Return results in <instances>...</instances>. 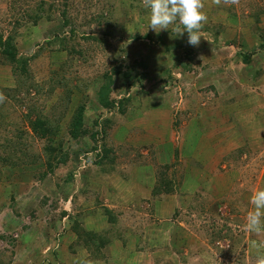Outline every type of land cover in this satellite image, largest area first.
Instances as JSON below:
<instances>
[{"label": "rangeland", "instance_id": "1", "mask_svg": "<svg viewBox=\"0 0 264 264\" xmlns=\"http://www.w3.org/2000/svg\"><path fill=\"white\" fill-rule=\"evenodd\" d=\"M40 3L48 14L52 9V19L44 17L35 23L30 16ZM65 3L70 19L74 18L76 38L71 39L69 26L59 34L66 37L63 47L57 42L48 45L59 32L55 29ZM203 4L207 18L200 36L204 43L193 46L186 40L187 33L180 36L186 40L182 54L190 52L193 58L192 69L182 72L172 67L174 50L166 52L157 39L163 35L173 42L175 36L170 37V30L157 34L149 27L143 0H0V33L15 34L18 49L25 56L40 51L29 61L26 76H32L31 87H23L27 77L19 76V92L11 67L0 64V112L7 114V123L19 120V127L29 134L22 141L27 148L19 143L8 147L5 134L11 136L14 127L4 130L0 126V153L15 161L19 149L27 150L31 157H42L44 144L23 118L32 106L48 115L56 112L54 119H61V129L55 142L70 153L67 163L52 172L43 161L2 168L0 264H78L80 244L73 247L65 237L74 233L71 227L75 220L87 230L95 222L108 225L98 233L107 232L121 244V251L128 250L129 237H137L132 253L145 248V264H255L251 245L264 241V234L247 230L246 215L252 192L264 187V46L254 34L256 24L264 31V0H203ZM97 14H103L101 23L88 25L91 15ZM243 33L247 48L240 45ZM89 35L106 42L86 39ZM74 50L84 52L88 59L72 54ZM241 50H256L254 68L241 62ZM115 65H122L124 72L132 69L135 83L128 87L115 77L118 85L112 96L117 92V98L129 97L128 110L124 115L118 110L103 114L115 119L102 140L113 149L114 162L99 166L93 153L79 151L81 146L93 150V141L88 136L75 141L68 133L69 122L81 102L87 104V122L96 118L94 106L103 110L95 100L102 84L99 76ZM168 68L173 69L169 82L164 78ZM140 71L148 75L147 82L138 78ZM155 78L157 81L149 85ZM146 85L162 95L167 105L159 116L164 132L158 134L153 131L158 119L154 123L143 108L144 98L150 95L144 93ZM22 99L24 103H20ZM65 103L69 108L62 116ZM196 104L211 111L197 112ZM218 104L223 112H214ZM198 123L202 127H197ZM195 128L204 131L191 151L190 141L198 135ZM160 146H167L169 158ZM241 147L245 153L238 152ZM159 153L162 160L171 162L161 163ZM200 163L201 169L197 167ZM163 164H174L169 175L179 190L164 195L156 208V198H142L148 193L141 192V183L154 180L156 184V168ZM138 168L149 175L142 182L136 179ZM105 209L111 210L116 221L109 222ZM219 231L222 238L216 239L213 233ZM89 253L94 258V252ZM109 257L102 254L93 262L114 264V260L107 261Z\"/></svg>", "mask_w": 264, "mask_h": 264}, {"label": "trees", "instance_id": "2", "mask_svg": "<svg viewBox=\"0 0 264 264\" xmlns=\"http://www.w3.org/2000/svg\"><path fill=\"white\" fill-rule=\"evenodd\" d=\"M51 11L52 9L49 8V14H48L47 10L40 3L30 17L35 18V23H37L38 19H42L44 17H47V19L51 20L52 19ZM61 12L62 14L57 22V24H59L58 28L55 29L56 30L55 33H57L58 31L59 32L55 34V36L50 41L47 42L48 45L53 46V44L55 45L59 43L63 47L66 44V37L60 38L59 34L60 32L64 33L66 27H69V26H72L69 29L71 39L76 38L75 36L77 35V30L76 28H74V21H73L74 18L70 19L67 3L64 4ZM96 17L95 15H91L90 23H88V25L92 24L93 22H97V21L98 23L99 22L101 23L103 14L101 15L97 14ZM258 21H259V18L257 17L256 22ZM254 27H255L254 34H257V37L263 40L262 43L264 46V31L259 27L258 24H256ZM217 31L219 30L217 29L215 31L216 35H218ZM171 36L172 35H170V37ZM244 36H245V33L239 36L241 40L240 45L244 48H247L248 42L245 41V39H243ZM87 37L89 38H86V39H94L96 41L102 40V42L103 41L106 42L104 38L103 39L98 38L96 35L94 36L89 35ZM145 37L151 39V36L149 35H146ZM174 38H175V41L173 40L172 42L170 41V39L163 37V35H157L158 41L164 44L166 52L170 53L171 51L174 50L175 56L174 58L173 57L172 58H173L175 65H173L172 67L175 69L181 68L182 72L189 71L192 69L191 63H192L193 58L191 57L190 52L187 53L186 51L185 54H182L184 52V48H183L184 43L187 39L185 40L184 38L180 36L179 37L175 36L173 37V39ZM201 38H202V35H201ZM203 42L204 41L201 40L200 43H203ZM233 42L235 44V40H233ZM57 50H60V48H58ZM255 51L256 50H253L252 52L250 51L245 52L244 50H241V52L238 53V56L240 57L241 62L244 64L246 68H252V67L254 68L253 66L254 57L252 56L254 55ZM73 53L77 55H82L85 61L86 59H88L84 52H81L79 50H74L72 54ZM39 54H40V51H38L36 54L30 57L21 54L17 46L15 34L9 33L6 36H4L3 34L0 33V64L11 67L13 74L18 79L17 92H19V76L20 77L26 76V74L29 72V61L36 58ZM64 63L62 64V72H64L66 69L65 67L66 64ZM72 63H73V60H71L70 62V65L73 68ZM122 65H117V66L115 65L111 67V70L105 71L102 75L99 76L102 84L100 85L98 91L95 93L96 94L95 100H97L98 105H100L103 110L101 111V108L94 106V108H96L95 110L97 114L96 118L93 119L92 121L87 122L85 118V111L87 108V104L85 102L83 103L81 102V104H79L75 108L74 113L71 115L70 122H69V132L68 133L73 139H75V141L82 140L83 136H88L93 141V143L95 144L94 148H92L93 150L89 149L87 146H81L79 151L82 153L89 152V151L90 153H93L96 157V160H94L95 161L94 163L99 166L104 165V164H109V163L112 164L114 162V158L111 156L113 149L109 147L106 142L102 144V140L107 136L108 129L111 127L112 124L115 123V119L107 118L103 114L108 113V112H115V110H118V112H121V114L124 115L127 113V110H128L129 97L125 96V97L117 98L115 97L117 95V92H116V95L114 96L115 98L112 96L113 93L115 92L114 91L115 87L118 85L116 84L115 77H120L121 78L120 83L122 84V82H125L128 84V87L134 85L135 83V81L133 80L134 78L132 76L133 70L128 69L127 71L124 72L122 70L123 69ZM139 65H141L143 69L146 67L143 64H139ZM172 70H173L172 68H168L165 70V73H167L168 75L165 76L164 78L167 79V82H169V80L172 77L171 76L172 75L171 73H173ZM258 71L260 70H257L256 75H258L259 77L260 73H258ZM75 72L76 70H74V73ZM26 77L27 78L23 77L24 83H23V80H21V82L23 83V87L27 86L29 88L32 85V82H30L29 77H32V76H26ZM73 77L74 79H76L78 75L76 74V76L74 75ZM134 77H137V75ZM147 77L148 75L144 73L143 71L139 72L138 78H140L142 81L147 82L148 81ZM158 78L160 79V76ZM158 78H155L154 81L153 79L150 80L148 84L149 85L151 83L153 84L155 81H157ZM147 87L149 88L148 85L144 87L145 88L144 93L149 95V93H151L152 90H150L151 88L148 90ZM28 88H26L27 89L26 93H29ZM35 89H38V88L35 87ZM24 101L25 99H22L20 100V103H24ZM62 107H63V110H61L60 113L62 116H65L69 108V103L63 104ZM55 113L56 112H54L51 115H48L45 112L38 111L36 107L33 108L32 106L30 109V112H27V114L23 115V118L28 124L30 130L32 131V134L35 135L34 137L40 139L41 142L44 144L43 145L44 153L42 157L39 155H33L31 157L26 152L27 150L20 151L19 149V157L16 158L17 161H15L11 157H9L10 155L5 156V154H3L2 152L0 153V173H2V168L5 166L13 168V167H21L23 165H36L37 163L41 161L45 162L48 171L52 172L54 171L55 167H60V165H65L67 163L70 153L68 151L66 152L63 151L64 149L63 144L61 143L59 144L55 142V138L57 137L61 129V125H60L61 119L60 118L54 119ZM6 120H8L7 114L4 112H0V126L2 127V129L4 130L9 129L10 126L14 127V133L11 136L8 135L7 133L5 134L4 140L7 146L10 147V145H8L10 143H14L15 145L19 143L17 145L27 148L28 145L22 144V141H24V139H26V136L29 135L28 132L24 128L19 127V122H18L19 120H17L16 122L10 121L9 123H7ZM194 137H196V135ZM195 142H196L195 139H191V142L189 144L190 145L189 149L191 151L196 146ZM0 147H2V145H0ZM242 148L243 147H241V149L238 150L240 154L245 153V150H243ZM176 163H177V159L175 160V167H176ZM201 164L202 163L197 164V167L199 169L202 168ZM173 166L174 164H163V165L157 166L156 184H154V187L152 189L153 198H156L158 200H163L164 195H172L179 190L176 184V181L174 180V178H172V176L169 175L170 174L169 172ZM44 175H47V173H45ZM72 177H73V173L71 174L70 178ZM105 210H106V215L108 216L109 222L112 223L116 221V218L113 216L111 210L109 209H105ZM71 228L77 236V241H78L77 244H82L89 251L94 252V258L96 256L102 257V249L106 247L107 245H109V242L111 241V238L107 236L108 235L107 232H105L104 234H99L94 231L87 230L84 227L83 223L80 222V220L78 221L75 220ZM213 235L215 236L216 239L222 238L221 231L215 232L213 233ZM92 247L94 248V251L92 250L93 249Z\"/></svg>", "mask_w": 264, "mask_h": 264}, {"label": "clouds", "instance_id": "3", "mask_svg": "<svg viewBox=\"0 0 264 264\" xmlns=\"http://www.w3.org/2000/svg\"><path fill=\"white\" fill-rule=\"evenodd\" d=\"M143 6L148 10L149 27L154 32L170 30L177 37L187 33L188 44H200V29L207 18L203 0H143ZM249 203L246 228L256 235L264 234V187L252 192ZM251 246L255 249V264H264V241H253Z\"/></svg>", "mask_w": 264, "mask_h": 264}, {"label": "crops", "instance_id": "4", "mask_svg": "<svg viewBox=\"0 0 264 264\" xmlns=\"http://www.w3.org/2000/svg\"><path fill=\"white\" fill-rule=\"evenodd\" d=\"M144 102H145V107H143V108L144 109H147V111H148V113L150 115L149 117L151 119H153V122L154 123L157 122L156 119H158V123H155L156 128L153 131L155 132V134H158L160 132H164L163 131V128H162L163 127V124L160 121V117L159 116H161V113L164 110L167 109V107H166L167 105H166V102H164L162 100V95L157 94V93H154V92H151L149 96H147L146 98H144ZM214 106H217L216 108H213V109H216L214 112H218V113L223 112L222 109H221L222 106L220 104L214 105ZM199 107H200V105H197L196 104L195 109L197 110V112H199V111L200 112H210L211 111L208 108H206V110H203V108H199ZM209 108H211V107L209 106ZM133 112H138V110L137 109L136 110L134 109ZM157 125H159V127H157ZM202 125L199 126V123H198L196 126L197 127L198 126L199 127H202ZM203 131H201L199 128H195L194 129V133L197 132L196 134H198V135H196L197 137H195L196 142L200 143V139L199 138H200V135H201V133ZM168 146L170 148V145L169 144H168ZM161 147L162 146H160L159 149ZM163 149L166 150V152H167V158H169L167 146H163L161 148V151ZM158 160L161 161V163H169V162H171V159H169V160H162L161 153H159V155H158ZM145 167H147V166H145ZM137 172H138V176H136V179L139 182H142V178L143 177H145V179H147V177L149 176L146 172H143V170H141L140 168H138V171ZM153 182H154V180H152V181L150 180L149 184H146V181H143L141 183L142 186H143V190H144V191L142 190L141 192L144 193V194H147L148 193L147 196H143L142 198L149 199L150 196H152V188L154 187ZM135 183L137 184V182H135ZM150 185H151V187L153 185V187L151 188ZM138 199H140V196H138L137 200ZM129 200L131 201V197L130 196H129ZM162 201L163 200H159L158 201V199H155V202L154 203H155L156 208H159V206L162 203ZM111 207H113V206H111ZM90 227L91 228H89L87 226V228L90 229L91 231H94V232H97L98 233V232H100L101 228L105 229V227H108V225H106L105 223H103V226H102V225H99L97 222H95L94 223V226L93 227L90 226ZM65 237H67V239H70V241H67V242L68 243L71 242L70 243L71 246H73V247H76L77 246L76 245L77 244V241H74L75 239H77L76 234L71 233V232L70 233L68 232V233L65 234ZM108 237H110V236H108ZM110 238H111V241L109 242V245H107L106 247H104L102 249V254H105V255L107 254V255L110 256L109 258H107V261L114 260L115 263L117 262L116 264H145L146 263V262L144 263V260H143V257H142V253L145 252L144 251L145 248L143 249V251H142V249L141 250H138V251L134 250L136 254H133L132 253L133 245L137 241L136 240L137 237L131 236V237L128 238V242H127L128 250L126 249L125 251L124 250L121 251V248H122L121 244H119L115 240H112V239H114L113 237H110ZM78 250L79 251L77 253L80 256L79 259H78V264H97V263L98 264H106L107 263V262H100L101 260H97L96 263L93 262V260H94L93 256H91V254L89 253L88 249L84 248V246L81 245V244H80V249H78ZM90 257H92V259Z\"/></svg>", "mask_w": 264, "mask_h": 264}]
</instances>
